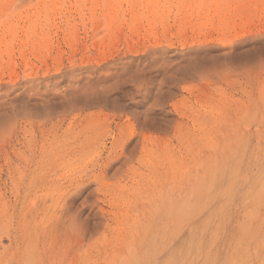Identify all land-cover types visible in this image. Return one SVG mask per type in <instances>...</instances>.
<instances>
[{"label": "rangeland", "instance_id": "rangeland-1", "mask_svg": "<svg viewBox=\"0 0 264 264\" xmlns=\"http://www.w3.org/2000/svg\"><path fill=\"white\" fill-rule=\"evenodd\" d=\"M0 106V264H264V0H0Z\"/></svg>", "mask_w": 264, "mask_h": 264}, {"label": "bare ground", "instance_id": "bare-ground-1", "mask_svg": "<svg viewBox=\"0 0 264 264\" xmlns=\"http://www.w3.org/2000/svg\"><path fill=\"white\" fill-rule=\"evenodd\" d=\"M29 107H30L29 104H25V105L21 106V108H23V109H27ZM17 108L19 109V106H14L11 108L10 107L8 108L5 106H0V121L2 122L4 120H6L7 118H9L10 116H12L17 111Z\"/></svg>", "mask_w": 264, "mask_h": 264}]
</instances>
